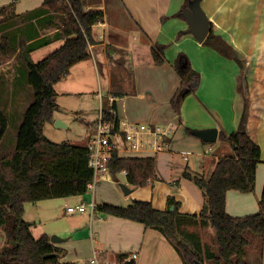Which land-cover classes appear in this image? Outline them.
<instances>
[{"label":"crops","instance_id":"obj_1","mask_svg":"<svg viewBox=\"0 0 264 264\" xmlns=\"http://www.w3.org/2000/svg\"><path fill=\"white\" fill-rule=\"evenodd\" d=\"M44 1L0 0V9L14 3L11 9L0 15L11 18L7 22L8 31L13 30L9 32L11 37L26 41L28 46L37 44L30 53L32 61H35L33 57L36 52L51 47V53L65 41L59 35L64 19L60 17L58 24L48 26L51 21L42 10ZM185 2L83 0L85 9L101 8L105 18L93 26L95 41L90 45L91 56L76 63L69 73L78 71L74 85L87 88L93 81L90 76H93L95 69L96 79L104 90L100 92V89L95 94L98 107L95 117L88 122L86 142L73 144L87 145L101 109L107 107L109 96L115 98V109L120 120L156 127L169 125L173 133L158 151L120 152L122 157L156 159L154 176L146 185L130 184L127 175L120 171L99 180L94 188L84 194L65 196L60 200L63 207H58L56 203L61 197L26 202L24 218L34 225V236L36 229V236L47 234L50 240L51 236H57L58 241L52 243L65 251L60 258L63 263L87 264L94 250H104L109 258L120 263L183 264L181 254L160 230L147 227L138 220L99 212L92 215L90 210V214L87 211H70L69 207L92 200L97 204L118 206H129L135 200H145L164 210L174 207L169 203V199L174 198L179 202L182 214H199L205 205L204 191L185 173L209 178L220 158L234 155L235 146L221 140L220 133L237 131L244 116L248 134L261 147L256 187L247 192L228 190L226 209L236 217L255 214L260 210L259 201L264 192V0H199V6L210 22V30L228 43L229 55L203 43L204 40L200 41L187 18L177 16ZM46 28L53 29L43 33L42 30ZM36 29L41 32L38 36ZM155 43L166 45L163 64H156L154 60L152 46ZM180 53H184L190 65L200 73L201 81L196 92L185 97L180 113H177L171 100L182 80L174 67ZM90 72L91 75L87 76ZM68 92L84 93V89L75 88ZM99 93L105 95L103 99ZM33 98L34 92L28 83V68L18 58V53L2 60V109L8 110L25 100L28 107ZM58 119V116H54V121ZM209 128L218 129V137L213 142L198 134ZM3 139L0 142L2 157L8 155L1 152ZM118 141L123 143L122 138ZM121 183L127 184L130 192H125ZM189 226L208 229L210 240L204 232L201 236L198 232L187 231ZM1 229L0 247H3L9 244V240L5 229ZM181 231L201 254L205 252L207 260L204 264H215L209 258L210 254L218 252L212 226L184 224ZM121 254L127 256L122 260L119 257ZM133 254L137 256L133 257ZM248 260L251 264H264V245L262 253L251 249Z\"/></svg>","mask_w":264,"mask_h":264},{"label":"trees","instance_id":"obj_2","mask_svg":"<svg viewBox=\"0 0 264 264\" xmlns=\"http://www.w3.org/2000/svg\"><path fill=\"white\" fill-rule=\"evenodd\" d=\"M193 0H186L177 16L191 7ZM14 3L0 9V15L11 9ZM42 10L65 15L59 35L64 43L39 61H32L30 53L37 44L28 46L21 41L19 50L7 36H0V59L14 56L28 68V83L34 98L25 110L19 125L15 150L2 157L0 154V226L7 232L9 244L0 247V264H78L61 262L65 251L56 247L49 235L36 238L32 223L24 218L25 204L48 198L80 195L88 191L93 178L89 166L87 145L56 142L44 132L47 122L54 121L59 109L58 83L78 62L91 56L94 43L93 26L104 21L103 9H85L83 0H45ZM203 43L229 55L228 43L210 30ZM166 45L155 43L152 54L156 64L165 62ZM174 67L181 77V84L172 97V106L180 113L186 96L196 92L201 76L180 53ZM116 103H114V107ZM109 116V113L106 112ZM119 127V117L115 120ZM8 129V117L0 106V142ZM220 139L235 146V154L220 158L209 178L185 175L193 178L203 189L205 205L199 214H182L179 202L169 199L174 209H158L151 201L135 200L129 206L111 203L97 205V212L113 214L143 222L147 227L160 230L175 246L183 258V264L203 262L200 252L182 236L184 224L210 225L213 227L218 252L209 255L215 264H251V249L263 252L264 245V192L260 198V210L242 217L232 216L226 209V195L230 189L253 191L256 187L257 165L261 159V147L248 134L245 116L237 131L220 133ZM113 175L127 170L130 184L143 186L150 182L156 170L152 157H122L117 152L110 162ZM127 255L121 254L123 260Z\"/></svg>","mask_w":264,"mask_h":264},{"label":"rangeland","instance_id":"obj_3","mask_svg":"<svg viewBox=\"0 0 264 264\" xmlns=\"http://www.w3.org/2000/svg\"><path fill=\"white\" fill-rule=\"evenodd\" d=\"M44 12L48 14V17L50 18V21H51L50 24L48 23V26H51L53 24H58L60 21V17L63 18L65 22V15L61 13H56V12L48 11V10H44ZM10 19L11 18L0 16V26H2V28L0 27V36H7L8 38H10L12 41V44L15 47H17V50H19L18 49L19 44L21 41H24V40L14 39V37H11L9 32L13 30L10 29L8 31L9 25L7 23L8 21H10ZM39 21H43V19H40ZM36 22L37 24H40L38 23V21ZM39 26L42 27V24H40ZM52 29L53 28L51 29L46 28V29H43L42 32L48 33L49 31H52ZM36 30H37L35 33L36 36L40 35L41 33L40 30L39 29H36ZM51 49H52L51 47L43 48L42 50L34 54L33 59L35 61H39L45 55L50 53ZM5 58L7 57H2L0 59V64L2 60H4ZM69 74L70 75H66L55 86V89L58 93L57 102L59 104V109L55 112L54 116H58L59 119L66 124V126H58L56 124V121L50 122L45 125L44 132L51 140L56 141V142L85 143L86 136L88 133V122H90L95 117L96 107H98L96 106L97 102L95 99V94L97 91H100V89H102L100 91L102 92L104 88L102 87V85H99L96 79L95 69L93 70V76L91 75V72L87 74V76L91 75L90 77L93 80L89 83V86L87 88H81V86L74 85L76 81L75 79L78 78V75H79L78 71H73L72 73H69ZM74 87L76 89H84V93L83 92H68L72 89L74 90L75 89ZM99 96L103 99L105 95L99 93ZM25 101L26 102H20L18 105H15V107H13L15 110H13L12 106L8 108V110H4L8 117V129L6 131V134L4 135L3 144L1 146L2 155L10 154L16 148L18 128H19L20 122L23 120L22 118H23L24 109L28 105L27 100ZM63 198L65 197H61L60 199H57L56 203L58 207H63L62 204L60 203V200L62 201ZM87 214H90L89 211H87ZM32 227H34V225H32ZM1 230H4V229L2 228ZM186 230L198 232L199 234H201V236H203V232H204L207 234L206 237L210 240V237H209L210 231H208V229L206 228L199 227V226H193V227L189 226L186 228ZM35 232L38 234L37 229ZM41 236L40 235L36 236V238H39ZM1 239L2 238L0 237V242H1ZM212 244H215V243H212ZM209 246L211 249L214 248V246H211V245ZM201 257L203 259V262L197 261V264L198 263L204 264V261L207 260V258L205 259V252L204 253L202 252Z\"/></svg>","mask_w":264,"mask_h":264},{"label":"built area","instance_id":"obj_4","mask_svg":"<svg viewBox=\"0 0 264 264\" xmlns=\"http://www.w3.org/2000/svg\"><path fill=\"white\" fill-rule=\"evenodd\" d=\"M115 98L108 97L107 107L101 109L98 119L95 122V131L92 134L87 147L89 150V166L93 171V178L89 189L94 188L97 182L106 178L112 172L110 162L115 152L120 156L121 151H158L166 138L173 133L171 126H149L147 124H134L127 120L119 119V127L116 129ZM109 113V116L106 114ZM122 138L120 144L118 139ZM126 175L127 170H122ZM97 203L83 201L76 206L69 207L70 211L86 212L90 210L94 215L97 211ZM137 254H133L136 257ZM128 259V258H127ZM87 264H126L109 258L104 250H94Z\"/></svg>","mask_w":264,"mask_h":264},{"label":"water","instance_id":"obj_5","mask_svg":"<svg viewBox=\"0 0 264 264\" xmlns=\"http://www.w3.org/2000/svg\"><path fill=\"white\" fill-rule=\"evenodd\" d=\"M193 1L194 2L192 3L191 7L186 8L184 10V15L191 24L194 34L197 36V38L200 41H203L209 33L210 22L206 14L202 12V9L199 6V0H193ZM56 124L58 126H66V124L60 119L56 120ZM198 134L203 138H205L206 140L213 142L218 137V129L209 128L198 132ZM120 185L125 192H130V188L127 186V184L121 183ZM173 209L174 207L171 208V210ZM51 241L52 242L58 241L57 236L55 235L51 236ZM127 264H133V263L127 262ZM198 264H202V263H198Z\"/></svg>","mask_w":264,"mask_h":264}]
</instances>
